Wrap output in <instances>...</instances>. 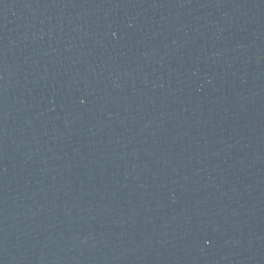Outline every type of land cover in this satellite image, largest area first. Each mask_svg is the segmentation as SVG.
<instances>
[{
    "label": "water",
    "instance_id": "95a60500",
    "mask_svg": "<svg viewBox=\"0 0 264 264\" xmlns=\"http://www.w3.org/2000/svg\"><path fill=\"white\" fill-rule=\"evenodd\" d=\"M0 264H264V0H0Z\"/></svg>",
    "mask_w": 264,
    "mask_h": 264
}]
</instances>
